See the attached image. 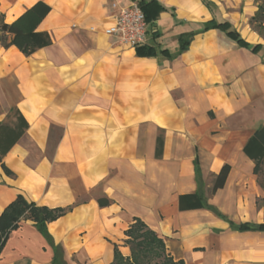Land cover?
I'll return each mask as SVG.
<instances>
[{
	"label": "crops",
	"instance_id": "obj_1",
	"mask_svg": "<svg viewBox=\"0 0 264 264\" xmlns=\"http://www.w3.org/2000/svg\"><path fill=\"white\" fill-rule=\"evenodd\" d=\"M37 1L51 8L37 30L52 43L29 56L0 47V124L13 120L11 107L28 123L2 157L13 175L0 166V214L18 194L71 209L47 223L51 241L21 219L0 264H109L114 243L129 255L124 230L135 218L185 264H264V231L230 225L264 226V158L254 172L243 152L264 126V38L250 23L259 3L157 0L165 10L147 23L144 43L170 54L180 36L189 45L146 57L104 32L135 0H0L4 22ZM212 19L250 47L222 27L203 31ZM224 164L226 180L211 192ZM189 193L207 207L179 210Z\"/></svg>",
	"mask_w": 264,
	"mask_h": 264
},
{
	"label": "trees",
	"instance_id": "obj_2",
	"mask_svg": "<svg viewBox=\"0 0 264 264\" xmlns=\"http://www.w3.org/2000/svg\"><path fill=\"white\" fill-rule=\"evenodd\" d=\"M135 2L143 11L147 23L153 21L159 11L165 10V7L157 0H135ZM202 2L206 7L210 8L211 2L209 0H202ZM50 9L48 4L37 1L10 23L4 22L0 13V47L14 45L25 56H29L37 49L50 45L52 43L51 35L47 31L37 30L38 24L49 13ZM261 12H264V8L258 5L257 11L250 18V23H256L257 27L264 30L263 22L261 21ZM217 27L224 28L227 35L235 39L240 45L250 47L233 29H229L225 22L217 23L212 19L203 24L202 30ZM188 45L189 40L183 39L180 36L178 48L171 54L166 49L157 48L145 43L136 46L135 52L137 56L150 57L165 54L166 56L173 57L186 50ZM9 117L13 118L11 123L7 120L0 124V166L7 175H13V172L2 162V157L9 150L13 142L25 133L28 123L16 107L9 109L7 118ZM162 147L163 135L159 133L156 138V156L161 155ZM243 152L253 160L254 172H257L264 158V126L258 127L252 133L243 147ZM228 172L229 165L224 164L214 176L211 192L223 186ZM97 202L101 207L110 204V200L106 197H98ZM203 207L207 206L202 196L198 193L181 194L178 196L179 210H192ZM70 209L71 207L50 208L44 205H37L34 202L27 201L23 195L18 194L14 201L0 214V252L9 233L18 227L21 219L31 220L36 228L51 241V237L47 232V223L57 219ZM219 216L224 217L221 214ZM230 225L239 231H264L262 224L249 222L233 223L230 221ZM124 235L125 239L123 243L129 247L130 254L124 256L119 250V245L114 243L113 259L109 264H185L182 259H174L167 252L165 239L159 236L139 218H135L129 224L127 229L124 230ZM53 264L65 263H61L57 257H54Z\"/></svg>",
	"mask_w": 264,
	"mask_h": 264
},
{
	"label": "built area",
	"instance_id": "obj_3",
	"mask_svg": "<svg viewBox=\"0 0 264 264\" xmlns=\"http://www.w3.org/2000/svg\"><path fill=\"white\" fill-rule=\"evenodd\" d=\"M146 26L143 11L133 1L117 9L111 18V23L104 28V32L107 35L116 36L119 41L128 46L136 47L145 41Z\"/></svg>",
	"mask_w": 264,
	"mask_h": 264
},
{
	"label": "rangeland",
	"instance_id": "obj_4",
	"mask_svg": "<svg viewBox=\"0 0 264 264\" xmlns=\"http://www.w3.org/2000/svg\"><path fill=\"white\" fill-rule=\"evenodd\" d=\"M256 1L259 3V5H261L264 8V0H256ZM261 21L264 24V12H261ZM253 27L254 28L255 27L258 28L260 30L261 36L264 38V30L263 29H260L259 27H257V24L256 23L253 24Z\"/></svg>",
	"mask_w": 264,
	"mask_h": 264
}]
</instances>
